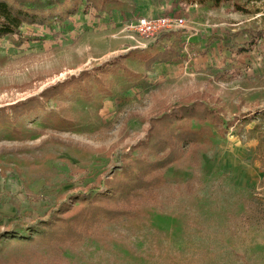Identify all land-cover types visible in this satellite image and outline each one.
Listing matches in <instances>:
<instances>
[{
  "label": "rangeland",
  "instance_id": "rangeland-1",
  "mask_svg": "<svg viewBox=\"0 0 264 264\" xmlns=\"http://www.w3.org/2000/svg\"><path fill=\"white\" fill-rule=\"evenodd\" d=\"M114 1L103 12L81 8L53 28L25 25L21 46L0 39V108L85 69L120 65L106 68L90 97L75 90L24 117L17 131L0 129V236L48 220L94 188L106 190L146 141L151 118L193 94H206L201 99L221 110L226 124L264 111V1L249 5L250 14L234 11L243 4L237 0ZM141 6L162 13L141 15ZM163 13L185 19L173 42L170 34L128 28ZM253 38L257 44L241 53ZM170 50L176 59L147 69L143 56ZM239 122L228 131L208 126L210 133L162 173L163 185L142 202L139 218L63 250L0 242V264H264V124L252 132L256 123Z\"/></svg>",
  "mask_w": 264,
  "mask_h": 264
},
{
  "label": "trees",
  "instance_id": "trees-1",
  "mask_svg": "<svg viewBox=\"0 0 264 264\" xmlns=\"http://www.w3.org/2000/svg\"><path fill=\"white\" fill-rule=\"evenodd\" d=\"M220 6L221 0H215ZM234 11L250 14L248 6L264 0H237ZM114 0H0V39H12L17 46L23 43L22 28L25 25L53 28L67 23L80 9L91 8L103 12ZM261 33V35H263ZM257 38H262L257 35ZM253 38L248 52L257 43ZM178 57V52H162L143 56L147 69L155 64H167ZM116 61L83 70L68 80L48 87L39 96L32 97L11 106L0 108V129L11 127L13 131L24 117L45 110L57 98L67 97L78 90L86 98L90 97L94 86L103 83L107 67H120ZM204 93H196L188 101L173 107L170 111L150 120L146 141L134 147L135 152L122 164L120 170L105 183L106 190L94 188L88 195L82 194L71 202H64L48 220L38 221L30 228L16 226L0 236V242L10 239L36 243L55 250L77 247L91 238L97 230L118 223L122 219L140 217L141 204L152 198L164 183V171L174 165L184 155L189 146H197L203 136L210 133V127L229 130L236 121L242 127L256 123L253 129H263L264 111L248 113L241 119L225 123L221 110L205 104ZM192 124L200 125L199 130ZM210 126V127H208ZM227 130V131H228ZM251 132V133H252ZM78 210L71 215L73 209ZM3 251V248H0Z\"/></svg>",
  "mask_w": 264,
  "mask_h": 264
},
{
  "label": "built area",
  "instance_id": "built-area-1",
  "mask_svg": "<svg viewBox=\"0 0 264 264\" xmlns=\"http://www.w3.org/2000/svg\"><path fill=\"white\" fill-rule=\"evenodd\" d=\"M185 19L180 15H160L157 17H141L136 22L129 24L128 28L142 36H158L171 34L183 28Z\"/></svg>",
  "mask_w": 264,
  "mask_h": 264
},
{
  "label": "crops",
  "instance_id": "crops-1",
  "mask_svg": "<svg viewBox=\"0 0 264 264\" xmlns=\"http://www.w3.org/2000/svg\"><path fill=\"white\" fill-rule=\"evenodd\" d=\"M146 1H148V0H146ZM144 2L145 1H142L141 2V5H143V6H145L146 5V3L144 4ZM143 6H141V7H139L138 8V11L140 12V13H142L141 15H145L146 13L148 14H156L157 12H160V13H162V11H161V9H160V7H158L157 9L155 8V9H153L152 10V8H150V10L148 11L147 9H145ZM155 11H157V12H155ZM161 15H180V14H177V13H170V14H161ZM160 16V15H159ZM181 16V15H180ZM75 17V16H74ZM141 17H151V16H141ZM175 33H178V32H175ZM171 35V36H170ZM170 35H167V36H170V38H171V41L173 42V40H174V38H176L175 37V34H170ZM171 42V44L173 45V43ZM174 46V45H173Z\"/></svg>",
  "mask_w": 264,
  "mask_h": 264
}]
</instances>
